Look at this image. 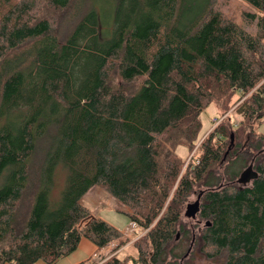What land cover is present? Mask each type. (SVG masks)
Wrapping results in <instances>:
<instances>
[{"label": "trees", "instance_id": "1", "mask_svg": "<svg viewBox=\"0 0 264 264\" xmlns=\"http://www.w3.org/2000/svg\"><path fill=\"white\" fill-rule=\"evenodd\" d=\"M243 1L238 22L222 0H0V264L126 243L80 204L95 185L141 234L102 264H180L200 187V249L264 264V0Z\"/></svg>", "mask_w": 264, "mask_h": 264}, {"label": "rangeland", "instance_id": "2", "mask_svg": "<svg viewBox=\"0 0 264 264\" xmlns=\"http://www.w3.org/2000/svg\"><path fill=\"white\" fill-rule=\"evenodd\" d=\"M225 4H223V10L227 14H232L235 20L238 22H241L240 20V15L244 11H252L253 9L249 4L244 2L243 0H222ZM244 26L246 23H243ZM255 25V23H254ZM253 24L250 23L247 25L248 29H253ZM217 116L216 113V108L213 104H209L205 107V109L201 112L200 114V120H201V129H200V135H206L208 131L211 129L212 126V120L213 118ZM258 124L255 123L253 125V129L251 130V133H255L257 130ZM259 129L264 131V123H262L259 126ZM247 133L246 136L248 137ZM245 136V142H246V137ZM244 142V143H245ZM195 150V148H194ZM176 153L181 157L184 158L187 156V149L184 146H178L176 147ZM188 159L185 158V161ZM228 160H225L223 164H221L219 173L222 174V171H224L225 167L227 166ZM248 164V163H247ZM243 169V168H242ZM241 169V170H242ZM63 174L59 173L58 177L56 179V185L55 189L51 192L50 199L52 202H57L60 198V192L62 190V184H63ZM198 189L200 188H195L194 193L188 198L189 202L188 204L194 203V201L199 200V195L197 192H199ZM80 204L88 211L90 217L95 216L98 217L104 221H106L108 224H112L115 229L119 231L121 234L120 239L127 238V242L124 243L123 245H119L118 241L119 239H116L113 241L111 245H109V248L113 249L111 251H114L117 249L116 253L120 251L119 256L123 257L126 254L129 253H135L134 249V240H136L141 234L136 232V227L132 226L131 221L129 217L126 215V207L122 205L118 200H116L113 196H111L103 187L95 185L91 187L80 199ZM189 207H186L185 209V217L184 221L189 227V230L193 234V240L190 243L184 242L180 248H183V250H186V254L184 258H182L179 262L180 264H222V259L221 257H209L206 256L204 251L205 249H200V245L198 243V236L201 233L202 229L206 225V221L204 219H199L198 215L194 218L191 215L188 214ZM196 238V239H195ZM82 243V244H81ZM85 243L88 245L90 242L89 238L82 237L79 244ZM113 244H115L113 246ZM91 245V244H90ZM121 246V247H120ZM106 250L104 251V253ZM92 254V253H91ZM98 261H92L89 262L90 264H96ZM35 264H44L43 261H37ZM56 264V262L54 263Z\"/></svg>", "mask_w": 264, "mask_h": 264}, {"label": "crops", "instance_id": "3", "mask_svg": "<svg viewBox=\"0 0 264 264\" xmlns=\"http://www.w3.org/2000/svg\"><path fill=\"white\" fill-rule=\"evenodd\" d=\"M90 242L91 243H89L88 245H86L85 243H83L85 245H81L82 243L78 244V247L72 253L59 259L56 262V264H79V263L90 264L89 263L91 262L90 257H92L95 253L101 251V250L97 251L98 250L97 246L92 240H90Z\"/></svg>", "mask_w": 264, "mask_h": 264}, {"label": "water", "instance_id": "4", "mask_svg": "<svg viewBox=\"0 0 264 264\" xmlns=\"http://www.w3.org/2000/svg\"><path fill=\"white\" fill-rule=\"evenodd\" d=\"M257 177V172L252 168V163H250L245 169H243L237 179L238 182L246 183L251 179ZM188 214L195 218L197 211L199 210L198 200L192 204L188 205ZM208 224V222H206Z\"/></svg>", "mask_w": 264, "mask_h": 264}, {"label": "built area", "instance_id": "5", "mask_svg": "<svg viewBox=\"0 0 264 264\" xmlns=\"http://www.w3.org/2000/svg\"><path fill=\"white\" fill-rule=\"evenodd\" d=\"M130 224H132V226H136L135 223L131 222ZM113 243V241L111 243H109L105 248L101 249V251H99L98 253H95L91 258L90 261H98L96 264H102L106 259H108L110 256H112L113 254L116 253L117 249H115L114 251H111L113 249L109 248V245H111ZM115 244H113L114 246ZM106 250V252L104 253V251Z\"/></svg>", "mask_w": 264, "mask_h": 264}]
</instances>
